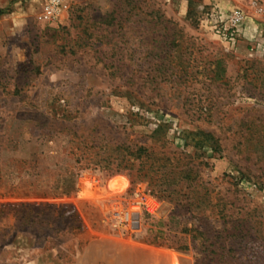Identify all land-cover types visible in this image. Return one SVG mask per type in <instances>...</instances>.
Here are the masks:
<instances>
[{
    "label": "rangeland",
    "instance_id": "obj_1",
    "mask_svg": "<svg viewBox=\"0 0 264 264\" xmlns=\"http://www.w3.org/2000/svg\"><path fill=\"white\" fill-rule=\"evenodd\" d=\"M45 2L0 0V264H264V0Z\"/></svg>",
    "mask_w": 264,
    "mask_h": 264
},
{
    "label": "built area",
    "instance_id": "obj_2",
    "mask_svg": "<svg viewBox=\"0 0 264 264\" xmlns=\"http://www.w3.org/2000/svg\"><path fill=\"white\" fill-rule=\"evenodd\" d=\"M64 5V0H46L43 6L42 17L54 19L59 16ZM217 31L223 35L228 42H235L238 33H241L246 14L242 9H234L227 16H214Z\"/></svg>",
    "mask_w": 264,
    "mask_h": 264
}]
</instances>
